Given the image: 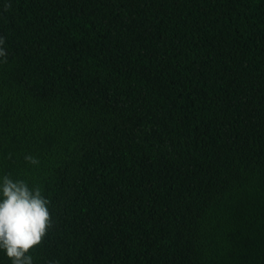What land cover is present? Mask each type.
<instances>
[{"label": "trees", "instance_id": "16d2710c", "mask_svg": "<svg viewBox=\"0 0 264 264\" xmlns=\"http://www.w3.org/2000/svg\"><path fill=\"white\" fill-rule=\"evenodd\" d=\"M0 36L33 264H264V0H0Z\"/></svg>", "mask_w": 264, "mask_h": 264}, {"label": "clouds", "instance_id": "9594fccd", "mask_svg": "<svg viewBox=\"0 0 264 264\" xmlns=\"http://www.w3.org/2000/svg\"><path fill=\"white\" fill-rule=\"evenodd\" d=\"M6 4L5 8H10ZM5 38L0 36V58L8 55ZM25 161L38 165L39 159L31 154ZM0 250L11 264H33L31 251L40 246L53 226L49 210L50 200L39 186L30 188L24 180H13L9 175L0 178ZM49 264L54 262L49 261Z\"/></svg>", "mask_w": 264, "mask_h": 264}]
</instances>
